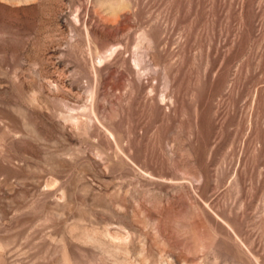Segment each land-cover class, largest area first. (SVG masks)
<instances>
[{
  "label": "rangeland",
  "instance_id": "1",
  "mask_svg": "<svg viewBox=\"0 0 264 264\" xmlns=\"http://www.w3.org/2000/svg\"><path fill=\"white\" fill-rule=\"evenodd\" d=\"M0 264H264V0H0Z\"/></svg>",
  "mask_w": 264,
  "mask_h": 264
}]
</instances>
